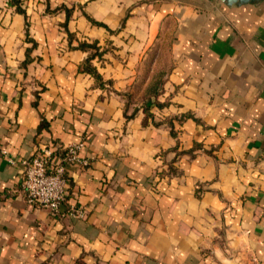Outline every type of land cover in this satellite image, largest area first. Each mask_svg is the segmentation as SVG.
I'll return each mask as SVG.
<instances>
[{
	"label": "crops",
	"instance_id": "0c3cea01",
	"mask_svg": "<svg viewBox=\"0 0 264 264\" xmlns=\"http://www.w3.org/2000/svg\"><path fill=\"white\" fill-rule=\"evenodd\" d=\"M19 6L0 0V264H264V0ZM75 142L62 208L84 216L29 205L20 160Z\"/></svg>",
	"mask_w": 264,
	"mask_h": 264
},
{
	"label": "built area",
	"instance_id": "2783aa9c",
	"mask_svg": "<svg viewBox=\"0 0 264 264\" xmlns=\"http://www.w3.org/2000/svg\"><path fill=\"white\" fill-rule=\"evenodd\" d=\"M81 146L82 142L57 143L53 147H41L33 156L20 160L23 171L20 176L19 187L29 205L44 208L52 216H56L60 212L69 191L66 164L69 162L86 163V160L79 157ZM56 151H61V154L57 155ZM8 161L13 163L15 160L8 158ZM84 213L83 207L70 204L62 215L67 214L79 218L84 216ZM251 264L261 263L254 262Z\"/></svg>",
	"mask_w": 264,
	"mask_h": 264
},
{
	"label": "trees",
	"instance_id": "16d2710c",
	"mask_svg": "<svg viewBox=\"0 0 264 264\" xmlns=\"http://www.w3.org/2000/svg\"><path fill=\"white\" fill-rule=\"evenodd\" d=\"M12 3L16 5V8H18V10H20V6H19L20 0H12ZM80 46L82 48L93 49V53L84 60L83 68L86 71H88L89 73H91L96 79H100V75L98 74L96 69L90 64V59L93 55H100L101 51H99V46L96 44L95 41L91 42V43L84 42ZM159 87H160V77L156 78L152 83H150V86L147 90L150 91V93H153ZM155 93H157V91H155ZM158 105H161V104L158 103ZM59 154H61V151L57 152V155H59ZM54 156H55V153H54ZM62 206H63V204H62ZM62 206L60 208V212L56 215L57 217L61 216L62 213H64L67 210V209L63 210Z\"/></svg>",
	"mask_w": 264,
	"mask_h": 264
},
{
	"label": "water",
	"instance_id": "95a60500",
	"mask_svg": "<svg viewBox=\"0 0 264 264\" xmlns=\"http://www.w3.org/2000/svg\"><path fill=\"white\" fill-rule=\"evenodd\" d=\"M227 7H238L245 4L258 5L263 0H219Z\"/></svg>",
	"mask_w": 264,
	"mask_h": 264
},
{
	"label": "rangeland",
	"instance_id": "374dc122",
	"mask_svg": "<svg viewBox=\"0 0 264 264\" xmlns=\"http://www.w3.org/2000/svg\"><path fill=\"white\" fill-rule=\"evenodd\" d=\"M160 75H161L160 72H157V73L155 74V77H156V78H159Z\"/></svg>",
	"mask_w": 264,
	"mask_h": 264
}]
</instances>
